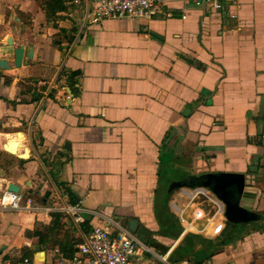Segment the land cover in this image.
Instances as JSON below:
<instances>
[{"label": "crops", "instance_id": "1", "mask_svg": "<svg viewBox=\"0 0 264 264\" xmlns=\"http://www.w3.org/2000/svg\"><path fill=\"white\" fill-rule=\"evenodd\" d=\"M74 1L48 22L40 0H0V61L12 67L16 47L33 49L14 76L0 71V141L19 135L23 144L15 156L0 150V193L12 184L37 209L0 211V264L12 250L38 253L28 233L49 224L48 204L61 194L82 201L85 234L107 219L137 241L147 264H195L174 252L185 234L219 245L195 255L198 264H264V0H168L170 19L85 26L84 2ZM58 72L66 78L51 96L36 100L18 87L54 84ZM24 150L28 158L17 159ZM221 173L244 177L228 202L252 222L233 230L223 219L219 240L200 232L205 222L185 231L173 206L204 217L213 208L202 195L188 206L180 191Z\"/></svg>", "mask_w": 264, "mask_h": 264}, {"label": "built area", "instance_id": "2", "mask_svg": "<svg viewBox=\"0 0 264 264\" xmlns=\"http://www.w3.org/2000/svg\"><path fill=\"white\" fill-rule=\"evenodd\" d=\"M227 1L239 7L240 3L244 1L259 0ZM83 2V16L80 21V25L83 26L100 25L110 20L147 21L159 15L163 19L172 17L170 13L163 12L168 0H83ZM77 3L78 1L75 0L74 4ZM212 7L214 10H219L221 5L215 3ZM232 18L235 19L236 16ZM181 19H185V16H182ZM53 86V83L46 86L44 97L48 95ZM63 100L70 101L71 96L64 95ZM180 195L187 200L188 206H193L194 201L202 195L206 198V205H212L213 208L210 217H204L200 210L193 207L186 212L184 209H175L173 206L174 211L180 215L179 222L184 226L185 231L191 230L192 226L200 221L205 222V226L200 229V232L206 231L213 239L219 240L226 234L227 228L223 223V206L209 190L197 187L191 191L181 190ZM0 211L32 213L37 209L33 205V201L25 197L23 193L13 194L3 191L0 193ZM84 211L81 200L71 201L66 194H61L57 203L48 204L46 210L47 213H58L65 216L66 222L77 237L74 243L75 254L70 261L60 255L56 249L44 252L42 263L34 261V258L30 262L19 251L12 250L4 264H147L146 257L140 252L137 241L107 219L102 218L99 225L85 234L82 230L85 224ZM109 226L113 228L115 234L110 233Z\"/></svg>", "mask_w": 264, "mask_h": 264}, {"label": "trees", "instance_id": "3", "mask_svg": "<svg viewBox=\"0 0 264 264\" xmlns=\"http://www.w3.org/2000/svg\"><path fill=\"white\" fill-rule=\"evenodd\" d=\"M40 4L45 12L46 20L48 22H55L57 19H59L55 17L56 14L64 11L62 8L63 0H40ZM56 46H59V44H56ZM62 78L66 77L64 74H61V72H58L54 76L52 79L54 81V86L49 91L48 96H51L53 92H55L54 90H62V86L58 87L57 89L55 88V84ZM49 81V79H39V81L35 83L32 81L21 80L18 83V87L22 94H31L33 97H36V100H39L41 99V96H43L46 90V84ZM68 89L73 94V88L68 86ZM18 162L21 163L22 161ZM23 194L25 197L31 199L33 201V205L35 206V202L31 195L26 193ZM64 221L65 216L58 213H52L50 215L49 224L38 226L32 231V233H28L36 240V247L38 250L37 252H46L56 249L66 260L70 261L73 258V255L75 254L74 239L72 236L73 233L66 227ZM180 244L181 245L177 247L174 252L176 251L181 260H187V258H189L195 264H198L196 263L197 259L195 255H202L204 252H206L204 255L209 257L219 247L218 244L207 239L199 241L197 240L196 236L191 234H185L181 239ZM185 247H188V250H184ZM192 251H194L193 255L190 254ZM21 253L22 256L28 259L30 262L33 261L35 252L23 249Z\"/></svg>", "mask_w": 264, "mask_h": 264}, {"label": "water", "instance_id": "4", "mask_svg": "<svg viewBox=\"0 0 264 264\" xmlns=\"http://www.w3.org/2000/svg\"><path fill=\"white\" fill-rule=\"evenodd\" d=\"M11 23H14V28L12 29V36L16 34L17 20L13 17ZM19 31L23 34L24 29L20 26ZM7 45L12 46V40L9 38L7 40ZM33 49L30 45H20L12 51L13 65L12 67L7 66L5 61H0V71H11L13 76L15 75L14 70L20 69L22 65H26L28 61L32 59ZM19 135L13 137L4 136L0 141V150L7 153L8 155L15 156L17 149L23 146L19 141H15V138ZM27 150H24L23 154L18 156L17 159L24 160L27 159ZM264 158V157H263ZM190 187H202L209 190L219 201L223 204V216L226 222L230 225L233 230L241 228V224H247L252 222L254 215L246 210L239 208L237 203H229L228 199L231 196L235 197L237 202L243 188H244V177L242 175L221 173L218 176L215 175H202L200 177H195L189 183ZM236 189V194H232V190ZM7 192L16 194L19 192L18 187L9 184L6 188ZM236 226H233V225ZM44 259V252H38L34 255V261L42 263Z\"/></svg>", "mask_w": 264, "mask_h": 264}, {"label": "bare ground", "instance_id": "5", "mask_svg": "<svg viewBox=\"0 0 264 264\" xmlns=\"http://www.w3.org/2000/svg\"><path fill=\"white\" fill-rule=\"evenodd\" d=\"M18 140H19V138H18V137H16V138H15V141H18Z\"/></svg>", "mask_w": 264, "mask_h": 264}, {"label": "flooded vegetation", "instance_id": "6", "mask_svg": "<svg viewBox=\"0 0 264 264\" xmlns=\"http://www.w3.org/2000/svg\"><path fill=\"white\" fill-rule=\"evenodd\" d=\"M224 220H225V218H224ZM226 221V220H225Z\"/></svg>", "mask_w": 264, "mask_h": 264}]
</instances>
